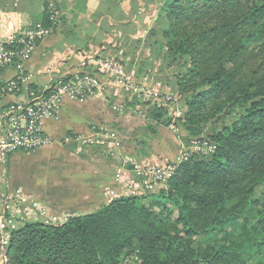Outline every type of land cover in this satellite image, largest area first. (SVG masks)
<instances>
[{
    "label": "trees",
    "instance_id": "trees-1",
    "mask_svg": "<svg viewBox=\"0 0 264 264\" xmlns=\"http://www.w3.org/2000/svg\"><path fill=\"white\" fill-rule=\"evenodd\" d=\"M16 1L0 5L52 33L64 23L50 0ZM122 1L101 7L103 28L125 25ZM86 11L87 0L69 9ZM82 24L64 33L86 32ZM145 41L187 62L176 80L183 116L145 101L146 129L152 136L177 123L188 137L209 129L215 151L181 162L158 193L116 198L62 224L23 222L11 234L14 264H121L135 252L142 264H264V0H164Z\"/></svg>",
    "mask_w": 264,
    "mask_h": 264
},
{
    "label": "crops",
    "instance_id": "crops-1",
    "mask_svg": "<svg viewBox=\"0 0 264 264\" xmlns=\"http://www.w3.org/2000/svg\"><path fill=\"white\" fill-rule=\"evenodd\" d=\"M163 1L123 0L121 6L128 19L125 25L114 28L110 22L103 28L95 25V21L102 20L98 13L106 0H87L84 16L90 19L82 24H87L83 28L86 32L77 29L76 35L67 36L66 25L62 24L39 42L23 68L24 75L29 77L27 85L48 87L52 83L51 72L59 70L71 77L93 73L99 77L101 86L83 99L71 96L64 99L59 112L44 122L49 139L46 145L32 151L0 150V213L12 217L17 224L27 221L62 224L71 216L99 211L121 196L123 181L117 179V174L122 167L128 169L134 161L163 164L177 156L180 147L172 149L167 144L177 140L162 131V127L157 134H150L148 150L139 146V136L132 135L130 139L123 136L129 131L122 117L128 102L135 103L147 122L150 106L144 105V99L154 100L152 94L137 95L133 88L135 80L125 58L128 43L145 35L139 33L137 21L145 25L151 19L153 27ZM134 4L138 7L134 8ZM91 56L99 61L112 60L113 66L123 73L105 69L95 60L90 62L87 58ZM18 74L14 66L0 68V87ZM140 83L142 92L145 88L159 89L148 78L141 77ZM25 93L7 94L2 104L22 101ZM129 126L133 133L135 129ZM146 127L147 123L136 131Z\"/></svg>",
    "mask_w": 264,
    "mask_h": 264
},
{
    "label": "built area",
    "instance_id": "built-area-1",
    "mask_svg": "<svg viewBox=\"0 0 264 264\" xmlns=\"http://www.w3.org/2000/svg\"><path fill=\"white\" fill-rule=\"evenodd\" d=\"M22 19L23 13L16 9L0 10V68L14 66L19 71L14 79L0 87V150L5 153L32 151L46 145L49 139L44 131V122L59 112L64 99L67 96L83 99L94 94L101 86L99 77L93 73L83 72L71 77L54 70L51 72L52 83L48 87L37 90L30 88L27 85L29 77L23 73L24 65L32 58L36 41L49 35L51 30L36 24L23 31ZM87 60L91 62L95 59L91 56ZM99 60L94 62H100L105 69L117 74L123 73L113 66L112 60ZM22 92H26L24 100L2 104L7 94ZM209 148L211 152L214 150L213 146ZM185 160L187 157L183 154L163 164L148 165L134 161L128 169L122 167L117 174V179L123 181L121 196L147 194L156 185L169 181ZM16 226L15 219L4 212L0 213V264H14L9 255V246ZM135 261L142 264L138 254Z\"/></svg>",
    "mask_w": 264,
    "mask_h": 264
},
{
    "label": "rangeland",
    "instance_id": "rangeland-1",
    "mask_svg": "<svg viewBox=\"0 0 264 264\" xmlns=\"http://www.w3.org/2000/svg\"><path fill=\"white\" fill-rule=\"evenodd\" d=\"M75 1H79V0H50V2L53 4L52 7L50 6V8L53 14L55 15V19L60 18V22H64L63 24L66 25V29L68 28L72 29L71 25L77 27L81 23H84V22L89 23L88 19H90V16L89 17L87 15L84 16V14H82L81 12H76L77 14L73 12H69V9L73 7ZM58 5H61V7L64 8L65 17L63 18H62L63 15L62 16L59 15L58 10L57 12L54 10L55 8H57ZM65 6H67V8H65ZM4 9L13 10L15 8L8 7ZM20 9L21 8L17 7L16 10L23 13V17L24 16L26 17L25 19L23 18L21 22L23 31L30 26L33 27V25L39 24V23L33 24L30 17L25 12L21 11ZM0 10H1V6H0ZM137 11H139V9ZM141 11L143 12V10ZM158 13H159V10H158ZM134 21H137V20L134 19ZM151 22H152L151 19H148V21L145 22L146 24L143 25V23H140V21H137V25L140 31L139 33L141 34L145 32V35L143 36V38L140 39L141 41L139 44L135 43L134 41H130L128 43L130 48L127 51V54L125 55L126 56L125 58L127 59V64L131 66L129 67L128 71L129 73H131V75L133 76V79L135 80L133 84V88L135 89V92L137 93V95H142L145 92H147L148 94H152V97L154 98L153 101L159 100V102L166 103L168 105L170 114L173 117L178 118L180 116H183L184 112L187 109L185 99L182 96H179L176 90L177 76L179 73H182L187 68L186 58L184 59L179 58L177 60H174L168 56L165 49L162 50L160 48V45L155 46L153 49L147 46L148 41H145V36L148 33V29L152 28L150 26ZM97 23L99 25H102L100 18L97 21ZM84 25H83V28L88 27L86 23ZM106 26H109V25L106 24L105 27ZM43 38L38 39L36 41V44L38 45L39 41L42 40ZM111 44L113 45V43ZM141 77L148 78V82L151 84L153 83L154 86L158 87L159 89L154 90L149 87L150 89L145 88L144 91L142 92L141 91L142 85L140 83ZM164 91H168V92L166 94H162ZM154 93H159V94L153 95ZM145 101L147 100L144 99V105L146 106ZM145 109L146 108H144V110ZM122 117H123V120L126 119L127 121L126 125H128V130H129L125 132L123 136L127 138L131 137L132 135H134V137L139 136V138H137V140H140L138 141L139 146H141L144 150H148L149 144H150L148 137L150 135V132L146 129L144 130L141 129V131H136L137 129H139V127L145 126L146 123H148V121L147 122L145 121V118L141 115L140 110L137 111V107L135 106V103L129 104L128 102V105L124 108V115H122ZM129 125H131L133 129H135L133 133H132V130H130ZM159 127H162V131H166L167 134L172 135L173 139L177 140V142H174V140H172L171 142L167 141V144L172 149H175L176 146L180 147L177 153V156L174 157L173 160H175V158L179 156H182L183 154L187 157V160L190 159L193 155H197V156L206 155L207 156V155H210L216 149V145L214 143H210L206 139V134L210 133L209 129L206 130L205 135H202L200 137H188L186 130L180 124L174 123L169 126H159ZM143 131L144 132L146 131V132L144 133ZM128 132H131L132 134H129ZM173 143H175L174 144L175 146L173 145ZM209 146L214 147V150L212 152L210 151ZM166 186H167V182L158 184L155 186L154 189H152V191L148 192L147 194H142L140 196L152 195L154 193H158L161 187H166ZM120 197H123V196H120ZM20 224L21 223L17 224L16 229L19 227ZM135 256H137L136 252L129 255V257L125 259L121 264H125L126 262L137 264V262L135 261Z\"/></svg>",
    "mask_w": 264,
    "mask_h": 264
},
{
    "label": "water",
    "instance_id": "water-1",
    "mask_svg": "<svg viewBox=\"0 0 264 264\" xmlns=\"http://www.w3.org/2000/svg\"><path fill=\"white\" fill-rule=\"evenodd\" d=\"M10 248V247H9Z\"/></svg>",
    "mask_w": 264,
    "mask_h": 264
}]
</instances>
